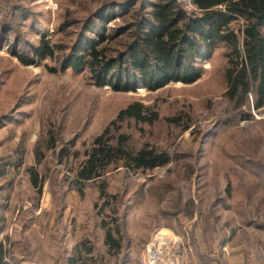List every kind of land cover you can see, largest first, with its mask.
I'll use <instances>...</instances> for the list:
<instances>
[{
	"label": "rangeland",
	"instance_id": "obj_1",
	"mask_svg": "<svg viewBox=\"0 0 264 264\" xmlns=\"http://www.w3.org/2000/svg\"><path fill=\"white\" fill-rule=\"evenodd\" d=\"M105 1L0 0V208L12 202L8 214L13 236L24 232L28 245L20 248L31 262L39 261L40 202L49 206L47 217L63 204L74 205L72 213L59 215L54 237L86 233L92 238L93 220L87 227L85 218L91 217L93 202H99V220L118 218L122 232L120 253L111 258L116 264H138L139 253L159 229L155 224L179 213H196L197 222L213 221L216 232L223 229L225 240L237 231L263 237L264 104L254 108L250 94L239 109L225 96L223 44L202 61L196 82H173L155 91L142 84L129 92L97 86L87 69H63L60 55L29 65L15 55L33 56L43 35L63 48L72 46L87 30V18ZM189 1L181 0L187 10L192 8ZM121 10L115 9L116 18L106 22L103 32L124 24L127 17H120ZM133 101L150 106L159 117L153 123L127 119L121 130L131 136L134 150L144 145L166 150L170 162L146 171L111 166L102 178L78 183L77 170L94 137ZM244 113L251 117L242 118ZM103 182L107 196L100 198ZM18 207L20 219L14 226ZM73 215L85 223L79 222L71 233L63 222ZM60 244L61 257L66 256L65 246L70 244L64 246L62 238ZM80 244V261L88 264L84 252L90 251L91 261L98 252L94 254L93 244L91 248L83 240Z\"/></svg>",
	"mask_w": 264,
	"mask_h": 264
},
{
	"label": "trees",
	"instance_id": "obj_2",
	"mask_svg": "<svg viewBox=\"0 0 264 264\" xmlns=\"http://www.w3.org/2000/svg\"><path fill=\"white\" fill-rule=\"evenodd\" d=\"M189 3L190 10L181 0H107L87 18V30L72 46L63 48L43 35L32 50L33 56L15 55L25 65L38 58L53 59L60 55L59 64L63 69H87L97 86L129 92L142 84L155 91L173 82H196L202 74V61L209 59L223 44L227 58L225 96L240 109L248 103L251 94L254 108H261L264 104V0H190ZM117 8L122 9L120 17H127L124 24L109 33L103 32L106 22L116 18ZM87 31L94 36H88ZM158 117L156 110L140 101L122 108L94 137L79 165L76 181L102 178L111 166L146 171L169 163L171 157L166 150L159 151L148 145L134 150L131 136L121 130L127 119L153 123ZM250 117L249 113L242 115L244 119ZM33 183L37 185L36 178ZM106 186V182L101 184L100 198L107 196ZM94 208L99 217L101 212L96 210L99 202H95ZM99 223L105 232L108 253L117 256L123 242L118 218L110 221L100 218ZM7 254L8 249L1 242L0 264L7 263ZM93 261L104 263L99 256Z\"/></svg>",
	"mask_w": 264,
	"mask_h": 264
},
{
	"label": "crops",
	"instance_id": "obj_3",
	"mask_svg": "<svg viewBox=\"0 0 264 264\" xmlns=\"http://www.w3.org/2000/svg\"><path fill=\"white\" fill-rule=\"evenodd\" d=\"M26 203L31 206V203ZM10 204H12V202H7V204L4 203L2 205L3 209L0 208V243L3 242L7 247V256L13 257L18 263L87 264V262L81 263L80 261V241L83 240L86 247L91 248V244H93L92 246H94L95 248L94 254L98 252L94 257H102V260L104 261V263H95L94 261H91L90 251L87 250L86 252H84V256L82 257L85 258L86 261H88V264H112V256L108 253V247L105 244V232L99 225L100 220L98 216V221L96 220L94 208L95 202H93L92 206L90 207V212H92L91 217L86 216L85 218L87 224L82 221L88 227V225L91 224L90 218H92L93 228L96 232V234H94V238L88 236L86 233H83L82 236H65V234L60 235V233H56L57 235H55L54 237L55 230L60 226L59 217L64 212L66 213L71 211L70 213H72L74 211L72 209L74 205H72L71 208H68L69 204H63L60 209L57 208L56 210H54L55 212L57 211V214L55 213L52 214L51 217H47L49 206L47 205V202H40V207L38 206V209L40 217L43 221L41 220L42 226L40 230V242L38 251L39 261L37 263L31 262L29 256L27 255V251H25L22 247L20 248L21 245H24L26 243L25 233L23 232V235H19L18 237L13 236L14 229L12 227L13 225H11L10 223V216L8 214V208L10 207ZM25 204H23V207H28ZM19 207L13 217V219L15 220L14 226H16L17 222H19L20 219L19 216L21 208ZM4 208L6 209L4 210ZM30 210L32 211V209ZM69 216H71V214ZM69 216L66 221L63 222V225L65 230L69 228L71 233H73L75 229L78 230L79 222L81 221L79 219V215H73L72 217ZM73 217H75V222H71V219ZM197 219L198 216L196 213H194V215H182L179 213L177 214V217H173L170 220L162 219L158 221V224H155L157 226L155 227V229L168 228L179 233L185 232L186 230L189 231L188 237L184 238L183 250L179 255V264H264V236L251 237L249 234H247V236H244L237 231L235 233L236 235H233L229 237V239L225 240L223 229L221 228L219 232H216L212 225L213 221H209V219L203 221V218H201V220L197 222ZM18 227L21 228V226ZM96 229H99V233L96 231ZM15 234L18 235L16 231ZM61 238L63 240L64 246L66 244H70V246H67V248L65 246V249L67 250H64L66 256H63L64 254L62 255V257L64 258L61 257V252H59V249L61 248ZM90 240L92 241V243H90ZM54 243L56 244L55 247ZM26 244L25 246H28ZM142 251L138 255V264H140L139 257ZM64 259L66 260V262H64ZM6 260V264H10L8 261H12V259L8 260L7 257ZM108 260L110 261V263H108ZM12 264H14L13 261ZM121 264H125V262H122Z\"/></svg>",
	"mask_w": 264,
	"mask_h": 264
},
{
	"label": "built area",
	"instance_id": "obj_4",
	"mask_svg": "<svg viewBox=\"0 0 264 264\" xmlns=\"http://www.w3.org/2000/svg\"><path fill=\"white\" fill-rule=\"evenodd\" d=\"M188 235V230L182 233L168 228L155 230L139 257L140 264H179L184 238Z\"/></svg>",
	"mask_w": 264,
	"mask_h": 264
}]
</instances>
